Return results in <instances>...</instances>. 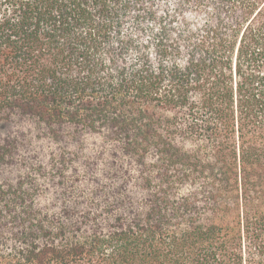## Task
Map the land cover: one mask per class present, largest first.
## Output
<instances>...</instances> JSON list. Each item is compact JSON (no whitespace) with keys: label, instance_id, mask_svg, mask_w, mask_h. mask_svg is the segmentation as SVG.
<instances>
[{"label":"trees","instance_id":"1","mask_svg":"<svg viewBox=\"0 0 264 264\" xmlns=\"http://www.w3.org/2000/svg\"><path fill=\"white\" fill-rule=\"evenodd\" d=\"M0 264H264V0H0Z\"/></svg>","mask_w":264,"mask_h":264},{"label":"rangeland","instance_id":"2","mask_svg":"<svg viewBox=\"0 0 264 264\" xmlns=\"http://www.w3.org/2000/svg\"><path fill=\"white\" fill-rule=\"evenodd\" d=\"M7 129V127H0V133H5Z\"/></svg>","mask_w":264,"mask_h":264}]
</instances>
